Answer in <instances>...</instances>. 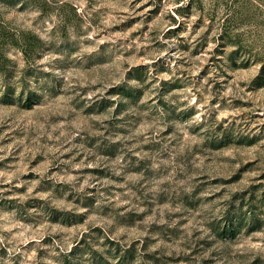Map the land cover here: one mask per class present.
<instances>
[{"label": "rangeland", "instance_id": "obj_1", "mask_svg": "<svg viewBox=\"0 0 264 264\" xmlns=\"http://www.w3.org/2000/svg\"><path fill=\"white\" fill-rule=\"evenodd\" d=\"M0 264H264V0H0Z\"/></svg>", "mask_w": 264, "mask_h": 264}, {"label": "trees", "instance_id": "obj_2", "mask_svg": "<svg viewBox=\"0 0 264 264\" xmlns=\"http://www.w3.org/2000/svg\"><path fill=\"white\" fill-rule=\"evenodd\" d=\"M23 51H24V54H25L26 56L31 54V51L29 50V48H25V47H23Z\"/></svg>", "mask_w": 264, "mask_h": 264}]
</instances>
